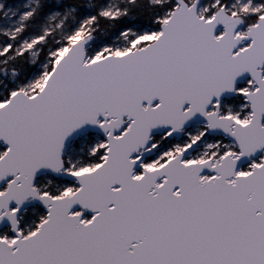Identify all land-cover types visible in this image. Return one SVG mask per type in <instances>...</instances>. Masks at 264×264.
<instances>
[{"label": "snow or ice", "instance_id": "1", "mask_svg": "<svg viewBox=\"0 0 264 264\" xmlns=\"http://www.w3.org/2000/svg\"><path fill=\"white\" fill-rule=\"evenodd\" d=\"M0 264H264V0H0Z\"/></svg>", "mask_w": 264, "mask_h": 264}]
</instances>
